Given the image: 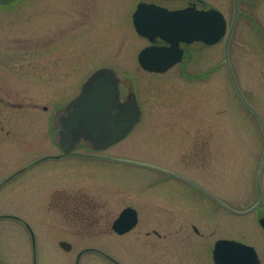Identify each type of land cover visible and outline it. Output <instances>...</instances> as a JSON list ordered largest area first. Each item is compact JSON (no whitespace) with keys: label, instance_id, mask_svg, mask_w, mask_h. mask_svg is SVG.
Instances as JSON below:
<instances>
[{"label":"rangeland","instance_id":"rangeland-1","mask_svg":"<svg viewBox=\"0 0 264 264\" xmlns=\"http://www.w3.org/2000/svg\"><path fill=\"white\" fill-rule=\"evenodd\" d=\"M140 1L213 7L225 17L227 31L233 15V0H0V125L29 131L21 143L8 138L0 147V215L29 224L37 264H74L84 248L122 264H212L210 249L218 238L257 237L242 216L160 172L180 173L237 210L257 199L264 135L232 82L225 35L212 45L184 46L182 60L164 72L146 71L137 53L149 41L131 20ZM238 10L229 67L264 126V0H238ZM100 66L114 68L122 91L137 95L139 123L125 139L97 152L110 161L53 157L60 153L53 115ZM2 139L0 133V145ZM45 154L50 158L2 182ZM259 174L264 194V159ZM127 206L136 209L138 221L118 235L111 224ZM61 240L71 249L64 250ZM31 250L24 224L0 219L5 264H31ZM79 264L113 263L87 251Z\"/></svg>","mask_w":264,"mask_h":264},{"label":"water","instance_id":"water-1","mask_svg":"<svg viewBox=\"0 0 264 264\" xmlns=\"http://www.w3.org/2000/svg\"><path fill=\"white\" fill-rule=\"evenodd\" d=\"M233 2L232 21L224 45V61L240 99L256 114L264 135L262 120L238 90L229 67L228 42L238 13V0ZM132 22L138 34L152 42L161 39L164 43V46H147L138 54L141 67L154 72H164L181 60L183 50L180 44H214L222 38L226 28L225 19L218 10H199L195 5L169 10L140 2L132 14ZM120 81L112 67L103 66L94 70L83 81L79 93L53 116L61 155L69 154L81 142L88 143L94 150L104 149L123 139L133 129L140 119L141 110L133 93H128L124 100H121ZM58 156L60 155L54 157ZM263 159L264 149L259 170ZM136 222L135 210L126 207L114 220L112 228L122 234L134 227ZM260 223L264 227V217L260 219ZM30 232L34 245V234L31 230ZM60 244L65 249L70 248L68 243ZM81 252L77 255L75 264H78ZM213 259L215 264H258L252 246L229 239H219L215 242Z\"/></svg>","mask_w":264,"mask_h":264},{"label":"flooded vegetation","instance_id":"flooded-vegetation-1","mask_svg":"<svg viewBox=\"0 0 264 264\" xmlns=\"http://www.w3.org/2000/svg\"><path fill=\"white\" fill-rule=\"evenodd\" d=\"M190 3H196L197 4V2H193V1H191V2H189L188 4H190ZM125 96H126V94L125 95H122L121 94V98L122 99H124L125 98ZM0 101H2V99L0 100ZM18 106H20L19 104H18ZM44 109V108H43ZM47 124H48V122H47ZM48 126V125H47ZM19 129H20V127H19ZM2 132H4L3 134H2ZM20 132V131H19ZM0 133H1V135L3 136V144H1L0 145V147L3 149V147L5 146V143H4V141L6 140V139H8V138H16L17 140H19V142L21 141L20 140V136H25V135H27V133H29V131H27L25 134L24 133H18V131H17V129L15 130V124L14 125H12V128H11V126L10 127H6L5 125L4 126H2V124L0 125ZM1 141V140H0ZM21 143V142H20ZM29 144V143H28ZM11 145V144H10ZM28 146H30V144L28 145ZM8 147H10V146H7V148ZM81 149V150H80ZM80 150V151H79ZM90 151V152H87V151ZM47 156H48V154H45V155H42V156H40L39 158H37V159H35V160H32V161H30V162H28L26 165H24V166H22V167H19L18 169H16V170H14V171H12L10 174H8L3 180H2V182H7V181H9V180H13L14 178H16L17 176H19L20 174H22L24 171H26V170H28L29 168H31L32 169V167L34 166V165H37L38 163H40L42 160L44 161V160H46V159H48L47 158ZM72 156H79V157H89V158H107L106 156H104V155H102V154H97V152H93V151H91L90 150V147H88V144H86L85 142H83V143H81V146L80 147H78V149H77V151H75L73 154H72ZM108 158H111L110 156L108 157ZM102 160H104V159H102ZM111 159H106L105 161H110ZM5 167H6V165H4ZM5 167H4V170H5ZM164 168V167H163ZM165 169V168H164ZM166 170V171H165ZM164 171H160L161 173H164V174H166L167 176H172L173 178H176V179H178V180H181V181H183V182H187L186 180H184V179H182L181 177H179L178 175H180V174H178V173H176V172H174V171H171V170H168V169H165ZM178 174V175H177ZM1 182V183H2ZM189 184L190 185H192V187L194 188V189H199V190H201L200 192L202 193V195H208L207 194V192L205 191V190H203V189H201V188H199V187H197L195 184H191L190 182H189ZM261 189V188H260ZM258 193V192H257ZM261 193H262V198H261V201H260V203L258 204V206H256L255 208H252V209H250L254 204H255V202L258 200V198H259V193H258V196H257V199L255 200V202H253L250 206H248L246 209H244V208H241L240 210H242L241 211V213L240 214H238V215H240V216H242L241 218H242V220H243V222L246 224V227L247 228H249L250 230H253V229H251V227L252 228H254L256 231H257V233H256V239H253V241L251 242V241H249L250 239L249 238H247V237H245V235H243V236H241L242 238H241V240H239L238 239V241H240V242H243V243H246V244H249V245H252L253 246V248H254V251H255V253H256V257H257V260H258V264H264V228L260 225V223H259V221H260V219L264 216V194H263V192H262V190H261ZM209 196V195H208ZM210 197V196H209ZM211 198V197H210ZM67 199H68V197H67ZM212 200H213V198H211ZM76 202H78V200H75V203ZM221 206V205H220ZM224 208V207H223ZM250 209V210H249ZM247 210V211H246ZM225 211L226 212H229L228 210H226L225 209ZM188 212H190V211H188ZM192 212V215H194L195 214V212H193V211H191ZM136 215L138 216V212L136 211ZM191 218H192V220L194 221L196 218L195 217H193V216H191V215H189ZM5 218H7V219H12V220H14V221H17V222H19L20 224L22 223V224H24L25 225V223L22 221V220H20V219H16V218H12V217H0V219H5ZM245 220V221H244ZM184 223V222H183ZM259 228V230H258V228ZM194 227V226H193ZM196 227V226H195ZM256 227V228H255ZM193 229V228H192ZM193 231L194 232H197L198 233V229H193ZM211 232V231H210ZM208 234V233H207ZM203 235H204V233H203ZM206 235V234H205ZM199 237H201V234H199L198 235ZM245 239H249L248 241H246ZM237 240V239H236ZM255 243L257 244V246H254L255 245ZM212 251H213V245H211V249H210V256H211V261H212V264H214L213 263V260H212ZM90 252H94V251H90ZM35 257H37V255H35L34 254V252L32 251V253H31V264H33L34 263V261H35ZM108 259V258H107ZM113 264H117L115 261H113V260H110ZM118 261V260H117ZM179 262H181V259H179ZM6 263V260L4 259V255H1L0 254V264H5ZM121 263V262H120ZM36 264H37V258H36Z\"/></svg>","mask_w":264,"mask_h":264}]
</instances>
